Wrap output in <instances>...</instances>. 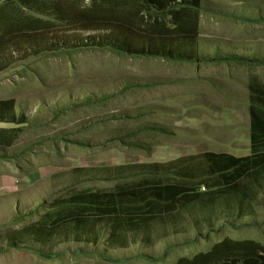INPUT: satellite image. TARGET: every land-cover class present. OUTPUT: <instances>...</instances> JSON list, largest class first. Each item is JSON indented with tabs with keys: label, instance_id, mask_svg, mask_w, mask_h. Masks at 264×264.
<instances>
[{
	"label": "rangeland",
	"instance_id": "obj_1",
	"mask_svg": "<svg viewBox=\"0 0 264 264\" xmlns=\"http://www.w3.org/2000/svg\"><path fill=\"white\" fill-rule=\"evenodd\" d=\"M40 1L49 10L60 1L68 10L78 0ZM80 7L91 12L92 4ZM198 13L203 56L264 60V0H203ZM20 14L11 18L51 25L40 34H13L21 52L0 72V103L13 101L15 109L0 119V264H146L142 256L160 257L169 246L168 260L156 264H174L225 238L262 240L264 224L251 230L238 223V231L223 229L194 246L185 245L193 238L186 222L179 228L187 233L168 237L157 228L149 241L131 235L128 249L108 245L105 221L80 231L66 221L56 224L57 234L51 224L47 237L27 235L26 228L69 208L79 194L135 184L143 166L209 152L251 156L250 80H264V68L124 57L99 49L92 38L100 34L80 23L53 13ZM16 235L18 245L8 248Z\"/></svg>",
	"mask_w": 264,
	"mask_h": 264
},
{
	"label": "trees",
	"instance_id": "obj_2",
	"mask_svg": "<svg viewBox=\"0 0 264 264\" xmlns=\"http://www.w3.org/2000/svg\"><path fill=\"white\" fill-rule=\"evenodd\" d=\"M87 1L92 4L91 12H79L80 5ZM131 3L137 6L134 8ZM54 4L51 10L40 0H5L0 6V72L8 68L10 55L21 52L18 46H13L16 42L13 34L26 31L40 34L51 25L43 18H11L14 13L21 16L20 13L27 14L29 10L32 14L43 13L42 16L53 13L54 18L80 23L84 31L105 34L92 38L96 39V46L111 48L124 57L199 65L204 62L239 64L252 70L264 68V60L258 58L221 55L209 58L201 54L198 12L203 0H78L68 10H64L63 2ZM132 17L138 20V25ZM7 103H0V112L4 114L0 119L15 112L13 101ZM250 103L251 156L238 158L209 152L143 166L140 169L144 175L135 184L116 192L79 194L70 200V209L59 211L54 217L49 211L45 220L26 228V234L29 230L38 240L51 234L47 231L51 224L58 227L57 234L62 229L57 223L71 222L80 231L105 221L108 245L128 249L131 235L142 233L145 241H149L157 228L163 229L168 237L171 232L173 235L187 233L179 228L185 222L193 232L186 246L208 244L223 229L235 232L240 227L261 229L264 219L258 220V205L260 198L264 199V80L256 75L250 80ZM261 236V241L225 238L207 251L181 257L174 264H264V234ZM19 241L16 235L14 245L8 248L16 247ZM171 248L160 257L140 259L146 260V264L164 263ZM41 257L50 260L44 254Z\"/></svg>",
	"mask_w": 264,
	"mask_h": 264
},
{
	"label": "crops",
	"instance_id": "obj_3",
	"mask_svg": "<svg viewBox=\"0 0 264 264\" xmlns=\"http://www.w3.org/2000/svg\"><path fill=\"white\" fill-rule=\"evenodd\" d=\"M4 1L5 0H0V5H2L4 3ZM0 256H1V258H3L4 254H1Z\"/></svg>",
	"mask_w": 264,
	"mask_h": 264
},
{
	"label": "clouds",
	"instance_id": "obj_4",
	"mask_svg": "<svg viewBox=\"0 0 264 264\" xmlns=\"http://www.w3.org/2000/svg\"><path fill=\"white\" fill-rule=\"evenodd\" d=\"M1 6V5H0Z\"/></svg>",
	"mask_w": 264,
	"mask_h": 264
}]
</instances>
